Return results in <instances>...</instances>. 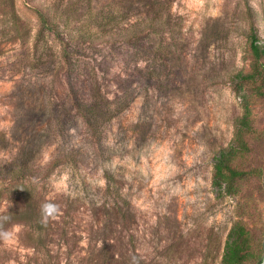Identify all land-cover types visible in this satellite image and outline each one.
Here are the masks:
<instances>
[{
	"label": "rangeland",
	"instance_id": "374dc122",
	"mask_svg": "<svg viewBox=\"0 0 264 264\" xmlns=\"http://www.w3.org/2000/svg\"><path fill=\"white\" fill-rule=\"evenodd\" d=\"M251 26L264 43V0H0V264H218L236 220L261 244ZM95 84L123 107L100 137L75 105ZM242 142L243 175L216 191V150ZM20 184L39 221L1 227ZM44 202L62 213L46 224Z\"/></svg>",
	"mask_w": 264,
	"mask_h": 264
},
{
	"label": "trees",
	"instance_id": "16d2710c",
	"mask_svg": "<svg viewBox=\"0 0 264 264\" xmlns=\"http://www.w3.org/2000/svg\"><path fill=\"white\" fill-rule=\"evenodd\" d=\"M130 28L127 39L136 41L137 43L140 42L143 39L144 31L135 24L131 25ZM249 38L252 54L255 58L260 59L264 55V43L260 41L259 35L253 26L250 27ZM63 62L67 67L69 66L68 59L65 61L64 58ZM75 105L84 116L92 134L96 137L102 135V122L110 120L117 112L123 109L112 98L103 94L98 85H93L89 100H78ZM242 123L243 126H248L249 122L246 117L242 119ZM243 148H245V143L242 142L240 145L230 144L221 146L216 150L213 156V173L211 179V184L216 191L231 193L235 190L237 178L243 175V171L237 163V158L241 156ZM8 173L7 179L24 177L23 175L26 174L19 170H11ZM19 186L20 189L16 191L13 199L14 202L21 203V206H14L8 210L5 217H10V219L5 220L4 217L1 222V227H4V225L11 221H24L31 225L39 221L33 212L26 207L30 203V191L26 189L25 185L20 184ZM28 237L37 238L39 241L40 233L37 235H31L29 233ZM41 244L42 242H40ZM263 252L264 241L261 244L257 243L251 230L243 222L236 220L232 222L229 228L222 256L218 264H258L262 260Z\"/></svg>",
	"mask_w": 264,
	"mask_h": 264
},
{
	"label": "clouds",
	"instance_id": "9594fccd",
	"mask_svg": "<svg viewBox=\"0 0 264 264\" xmlns=\"http://www.w3.org/2000/svg\"><path fill=\"white\" fill-rule=\"evenodd\" d=\"M41 221L42 223H47L49 219H57L61 215V210L59 206L53 202H44L40 206ZM5 220L10 219V217H5ZM12 236L10 231L0 230V239L8 240ZM132 264H139L135 256L132 257Z\"/></svg>",
	"mask_w": 264,
	"mask_h": 264
},
{
	"label": "water",
	"instance_id": "95a60500",
	"mask_svg": "<svg viewBox=\"0 0 264 264\" xmlns=\"http://www.w3.org/2000/svg\"><path fill=\"white\" fill-rule=\"evenodd\" d=\"M258 264H264V252H263L262 260Z\"/></svg>",
	"mask_w": 264,
	"mask_h": 264
}]
</instances>
